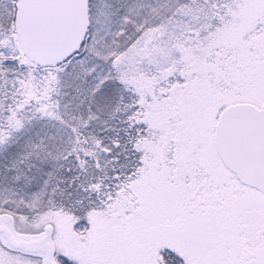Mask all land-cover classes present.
Listing matches in <instances>:
<instances>
[{"label":"snow or ice","instance_id":"obj_1","mask_svg":"<svg viewBox=\"0 0 264 264\" xmlns=\"http://www.w3.org/2000/svg\"><path fill=\"white\" fill-rule=\"evenodd\" d=\"M0 264H264V0H0Z\"/></svg>","mask_w":264,"mask_h":264}]
</instances>
